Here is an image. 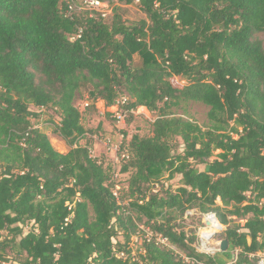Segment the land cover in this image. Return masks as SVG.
Returning a JSON list of instances; mask_svg holds the SVG:
<instances>
[{
	"label": "trees",
	"instance_id": "trees-1",
	"mask_svg": "<svg viewBox=\"0 0 264 264\" xmlns=\"http://www.w3.org/2000/svg\"><path fill=\"white\" fill-rule=\"evenodd\" d=\"M100 1H136L145 19L128 23L113 8L106 23L73 0H0V264H221L178 229L187 211H213L237 251L230 264H255L264 251V0ZM84 88L94 112L126 95L129 116L156 114L151 136L134 134L118 151L134 198L126 208L109 168L89 154L93 131L73 103ZM188 102L209 109L207 128L175 114ZM30 106L55 110L53 134L67 152L32 125ZM165 174L177 186L151 192ZM141 224L169 245L145 238Z\"/></svg>",
	"mask_w": 264,
	"mask_h": 264
},
{
	"label": "rangeland",
	"instance_id": "rangeland-1",
	"mask_svg": "<svg viewBox=\"0 0 264 264\" xmlns=\"http://www.w3.org/2000/svg\"><path fill=\"white\" fill-rule=\"evenodd\" d=\"M72 7L77 12L84 11L81 0H73ZM116 9V11L121 15L122 19L128 23H135L142 19H145V15L139 9L137 2L131 4L124 3H113L109 4L105 2L104 9V20L106 23H110L112 16V9ZM257 38L263 41L264 46V35H257ZM140 59L138 56L134 57V63L138 64ZM172 84L178 88H181L184 85V82L178 81L176 79H171ZM88 94L87 89H81L75 94L74 105L82 114V125L86 130L93 131L92 140L95 139L100 142V146H98V150H96V155H92L94 157H99L105 167L109 168L110 182L113 183L114 187L112 189L116 192L121 208L127 207V205L131 202L132 199L129 195H126V180L130 177V174H122L120 173L121 163H122V153L118 154L117 150H114L113 147L116 146L121 147V145H126L130 140L131 136L134 134H138L141 137L151 136V123L155 120L156 114L150 113L147 110H139L137 108L133 111L131 116L128 114L125 115L124 122H117L112 117L116 112V105L108 108H104L103 103L99 102L96 104V112L89 110L87 108V100ZM120 99H127L126 95L122 96ZM119 99V100H120ZM30 110L37 114V117L31 118L30 121L35 128H38L42 132L46 133L49 137V140L53 147L57 151H68L69 147L61 141L56 135L53 134L54 125H57L60 121L59 116L56 114L53 108H35L33 106L29 107ZM208 108L200 103H182L180 108L175 109L174 112L178 116H182L197 125L201 126L203 129L208 127L207 113ZM108 113L111 117H107L105 114ZM127 119H130L129 123H127ZM100 125V128L98 127ZM102 126V127H101ZM109 141V142H108ZM175 147H172V151H174ZM218 152L214 153V157H216ZM118 154V155H117ZM178 177H175L172 180H167V175L165 174L163 178L160 180V183H157L156 186L153 185L150 190L159 191L161 186H172L175 188L177 186ZM154 187V188H153ZM132 216L135 218L136 213L132 212ZM238 222L242 223V220H238ZM176 224L178 225V229L184 230L187 235L190 237L195 235L198 227L201 226V220L198 215H194L193 213H189L186 216L184 215L182 218L180 217ZM143 227L144 225H139ZM144 228V227H143ZM145 229V228H144ZM142 237V236H141ZM141 237H134V241L130 244L129 247L132 248V257L134 261L139 259L141 254ZM217 238H220L219 236ZM119 241H122V237L118 238ZM233 254L236 256L237 251H233Z\"/></svg>",
	"mask_w": 264,
	"mask_h": 264
},
{
	"label": "built area",
	"instance_id": "built-area-1",
	"mask_svg": "<svg viewBox=\"0 0 264 264\" xmlns=\"http://www.w3.org/2000/svg\"><path fill=\"white\" fill-rule=\"evenodd\" d=\"M81 1L83 7L85 8V11H89V12L95 11L98 14H100L102 18L106 16L104 14V9H103V7L105 6V2L100 0H81ZM126 102L127 99H120L117 101L115 106L117 110L114 113V115H112L115 121L124 122L125 115L127 114V111L124 109V105L126 104ZM132 112L133 111L131 110V113ZM110 147H113L114 150H117L118 148L119 151V147L116 146H110ZM89 154L93 156L91 150H89ZM121 156L122 158L127 159L126 154H122ZM113 196L118 200L117 194L114 191H113ZM189 213L190 214L193 213L195 216L198 215V213L194 211H187L185 213V216ZM199 217L201 220V226L198 227L195 233V237H196V241L194 243L195 253L198 255L205 256L206 258H213L219 253V248L215 245V241L220 239L217 237L224 230V227L219 223L217 216L213 211H209L202 214L200 213ZM140 228L144 233V237L147 238L148 240L153 238L154 241L159 245H163V246L169 245L167 238L162 237L161 235H153L148 230V228L145 229L143 227ZM192 262L194 263L195 261L192 260ZM255 264H264V251L259 252L257 254V260Z\"/></svg>",
	"mask_w": 264,
	"mask_h": 264
},
{
	"label": "crops",
	"instance_id": "crops-1",
	"mask_svg": "<svg viewBox=\"0 0 264 264\" xmlns=\"http://www.w3.org/2000/svg\"><path fill=\"white\" fill-rule=\"evenodd\" d=\"M139 110H146L144 107H138ZM111 117V115H110ZM94 139V137H92ZM98 146H100V142L97 141L96 139L93 141V144H92V148H91V151L93 153V155H96V150H98ZM60 153H65L67 151H58ZM224 253H227V254H224ZM224 253H218L216 255V258L221 261V264H230L234 261L235 259V255L233 254V252H230V251H226ZM229 254V255H228Z\"/></svg>",
	"mask_w": 264,
	"mask_h": 264
},
{
	"label": "water",
	"instance_id": "water-1",
	"mask_svg": "<svg viewBox=\"0 0 264 264\" xmlns=\"http://www.w3.org/2000/svg\"><path fill=\"white\" fill-rule=\"evenodd\" d=\"M215 245L219 248L220 253H224L228 250L229 243L226 239H218L215 241Z\"/></svg>",
	"mask_w": 264,
	"mask_h": 264
}]
</instances>
